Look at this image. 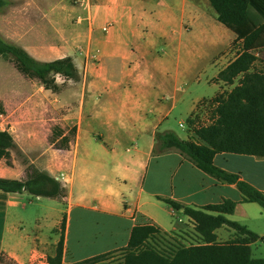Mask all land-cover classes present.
<instances>
[{
    "label": "crops",
    "instance_id": "crops-1",
    "mask_svg": "<svg viewBox=\"0 0 264 264\" xmlns=\"http://www.w3.org/2000/svg\"><path fill=\"white\" fill-rule=\"evenodd\" d=\"M49 2L39 26L11 28L6 38L42 62L71 57L80 80L55 93L21 73L0 78V130L66 195L55 206L45 202L53 198L0 190V264H49L62 237L63 264L122 258L137 225L198 242L194 221L162 199L195 209L233 200L227 218L264 237V208L243 202L236 184L208 175L178 150L155 153L157 134H177L176 115L186 118L204 99L190 98L204 74L218 68L208 82L223 83L218 76L238 56L231 46L240 30L221 24L208 0ZM65 136L68 145L57 147ZM18 150L11 165L0 161V178L26 179ZM214 163L264 192V158L218 154ZM231 230H217L218 241L230 240Z\"/></svg>",
    "mask_w": 264,
    "mask_h": 264
},
{
    "label": "trees",
    "instance_id": "trees-1",
    "mask_svg": "<svg viewBox=\"0 0 264 264\" xmlns=\"http://www.w3.org/2000/svg\"><path fill=\"white\" fill-rule=\"evenodd\" d=\"M208 1L221 24L236 27L242 34L233 42V47L238 50L237 58L218 76L225 86L234 88L198 103L187 119L188 139L184 140L173 132L158 133L155 153L180 151L208 175L223 183L236 184L243 202L257 203L264 208V192L241 180L239 174L227 172L214 163L218 154L264 158V60L260 58L264 53V0ZM6 4V0H0V11ZM0 57L13 64L26 78L39 81L55 93L60 92L66 82L80 80L79 70L71 57L42 62L1 37ZM58 78L63 81L62 85L58 84ZM3 112L0 106V114ZM204 112L211 114L208 124L201 122ZM55 135L53 131L52 143ZM71 136H65L61 144L55 145L67 146ZM13 150H18L14 138L8 131L0 130V161L6 159L11 165ZM17 155L26 165L27 177L25 180L0 178L1 191L26 192L36 198L65 197V188L55 178L29 164L20 150ZM162 200L175 210H183L194 221L200 240L187 245L167 239L168 233L160 227L137 225L117 264H264V259L253 258L251 247L258 241L264 243V237L227 218L235 213L238 202L225 200L195 209L171 199ZM225 226L234 230V237L219 242L216 231ZM62 228H65V221ZM113 255L96 256L78 264H103ZM63 257L62 237L55 256L49 257L48 262L63 264Z\"/></svg>",
    "mask_w": 264,
    "mask_h": 264
},
{
    "label": "rangeland",
    "instance_id": "rangeland-1",
    "mask_svg": "<svg viewBox=\"0 0 264 264\" xmlns=\"http://www.w3.org/2000/svg\"><path fill=\"white\" fill-rule=\"evenodd\" d=\"M49 1L50 0H6L7 4L0 11V37L4 41L13 44L11 41H9L10 39L8 40V38H6L11 28H22V26H26V25L31 28L39 26L40 23L38 22L39 20L38 13L40 12L39 14L42 15L41 12H43V10L49 6L50 4ZM70 2L75 3L76 0H70ZM27 6L28 8H31L30 9L31 12H29V14H27L28 9H25ZM231 48H232V52L237 55L238 50L237 47H233V43ZM232 52L231 54H233ZM260 58L264 60V53L260 56ZM217 70L218 68H215L214 71L210 70L204 74V76L202 77L201 85L195 86L194 89L192 90L193 96L190 97L191 99H193L194 97H200L199 100L203 98L211 99L212 97H215L217 94L221 93V91L231 90L234 88V87L224 86L223 83L216 84L215 86H213L214 83L208 82V79H210ZM20 75L21 74L17 71L14 65L8 63V61L0 57V78H2L4 81H12L14 80L15 76H20ZM237 84L238 82L236 83V85ZM176 116H177L176 117L177 120L175 121L174 119V125L176 126L177 134L180 136V138L186 140L189 138V134L187 132L188 130L186 131V129L181 127L180 124L182 123L184 126L187 127V119L190 117V114L186 118H182L180 115H176ZM210 116H211L210 113L204 112L202 115L201 122H204V124H208ZM179 120L181 122H179ZM28 198L31 197H29L28 195ZM45 202H51V204H54L55 206H61L60 203L55 199H50V201H45ZM30 227L32 228H30L29 231H31V229H35L34 225ZM231 231L233 233L232 237H234L235 232L234 230ZM175 238L176 237L168 233L167 239H170L172 241L176 240L177 242H182ZM182 243L187 245L192 244L186 242H182ZM251 247H252L253 258L264 259V243L258 241L252 244ZM119 260H120V256L115 255L112 256L109 260H107L103 264H117Z\"/></svg>",
    "mask_w": 264,
    "mask_h": 264
},
{
    "label": "built area",
    "instance_id": "built-area-1",
    "mask_svg": "<svg viewBox=\"0 0 264 264\" xmlns=\"http://www.w3.org/2000/svg\"><path fill=\"white\" fill-rule=\"evenodd\" d=\"M104 30L106 31V30H107V28H104ZM181 127H184V125H183V124H181ZM61 180H62V181H65V177H64V176H62V177H61Z\"/></svg>",
    "mask_w": 264,
    "mask_h": 264
}]
</instances>
